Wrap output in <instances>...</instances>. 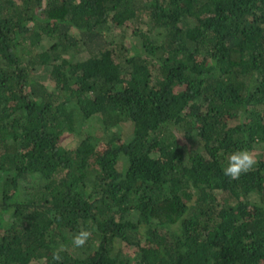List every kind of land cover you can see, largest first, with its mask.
Returning a JSON list of instances; mask_svg holds the SVG:
<instances>
[{"label":"trees","instance_id":"1","mask_svg":"<svg viewBox=\"0 0 264 264\" xmlns=\"http://www.w3.org/2000/svg\"><path fill=\"white\" fill-rule=\"evenodd\" d=\"M34 261L264 264V0H0V264Z\"/></svg>","mask_w":264,"mask_h":264},{"label":"rangeland","instance_id":"2","mask_svg":"<svg viewBox=\"0 0 264 264\" xmlns=\"http://www.w3.org/2000/svg\"><path fill=\"white\" fill-rule=\"evenodd\" d=\"M100 34L102 35V38L104 39V41H106V43H111L112 41H115V40H117V38H119V36H121V34L124 32V29H122V28H119V27H116L115 25H113V23H111V21H108L105 25H103L101 28H100ZM125 36L127 37V40H131L130 38H133V39H135V40H137V38H135V37H131L130 36V34L127 32L126 34H125ZM132 39V41H134ZM49 44V41L48 40H44L43 42H42V46L41 47H44V46H46V45H48ZM73 54H71V53H69V54H67L65 57L66 58H70V55H73V63H76L77 61L79 62V61H82V60H84L87 56H88V53L86 52V50L85 49H80V52H75L73 49H72V51H71ZM48 72L45 70V69H42V68H37V70L35 71V73H34V75H36V78L39 80V81H41V82H43L45 85H47L48 87H53V85H52V81H51V79L48 77V74H47ZM79 129L82 131V130H84L85 132L87 131V129H88V126H83V124H82V126L81 127H79ZM120 130V129H119ZM83 132V131H82ZM94 133L92 134V135H95L94 137H96L95 138V140H101L102 138H104V137H106V136H109L110 134H113V133H115V132H118L119 133V131H118V129L117 128H115V127H111V128H109L105 133H104V131H103V129H97V130H94L93 131ZM120 134V133H119ZM194 147H195V150L196 151H201V150H199V148H201L202 150H203V148H202V146L201 145H194ZM261 148H263V145H256V150L258 151V152H260V150H261ZM258 152H255V155H256V157H258L259 155H258ZM126 166V162H125V160H124V158L123 157H121L120 158V160H119V163H118V167L119 168H124ZM248 199H258V195H257V193H251L249 196H248ZM140 239H141V241H143L144 240V238H143V236H140ZM123 255L126 257V259L128 260V261H134L135 259H136V254H135V252H134V247H124L123 248ZM33 264H39L38 262H36V261H34L33 262Z\"/></svg>","mask_w":264,"mask_h":264},{"label":"clouds","instance_id":"3","mask_svg":"<svg viewBox=\"0 0 264 264\" xmlns=\"http://www.w3.org/2000/svg\"><path fill=\"white\" fill-rule=\"evenodd\" d=\"M258 160L256 155L247 149L235 151L227 158V165L223 168V173L230 180H238L241 175L246 174L254 169ZM60 217H57L59 220ZM92 236V232L88 229H81L72 237V244L76 248L83 247L89 238ZM63 246H61V250ZM54 261H62L60 250L53 252L52 256Z\"/></svg>","mask_w":264,"mask_h":264}]
</instances>
